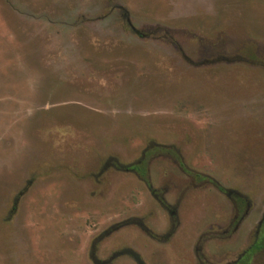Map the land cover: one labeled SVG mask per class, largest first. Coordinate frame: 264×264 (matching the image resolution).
Here are the masks:
<instances>
[{
    "label": "rangeland",
    "instance_id": "rangeland-1",
    "mask_svg": "<svg viewBox=\"0 0 264 264\" xmlns=\"http://www.w3.org/2000/svg\"><path fill=\"white\" fill-rule=\"evenodd\" d=\"M263 212L264 0H0V264H225Z\"/></svg>",
    "mask_w": 264,
    "mask_h": 264
},
{
    "label": "flooded vegetation",
    "instance_id": "flooded-vegetation-1",
    "mask_svg": "<svg viewBox=\"0 0 264 264\" xmlns=\"http://www.w3.org/2000/svg\"><path fill=\"white\" fill-rule=\"evenodd\" d=\"M132 164H134V163H132ZM139 165H141V164H139ZM180 166L185 170V168L183 167V165L181 163H180ZM124 167L126 170H131V171L136 172V170L131 168V167H127V166H124ZM150 190L153 194H155V190L153 188L150 187ZM225 193L228 195V198L233 202V205L236 207L235 218L233 219V222H232V224H234L237 221V219L239 218V216L241 214L240 212L242 211V208L244 206H246L247 200H246L245 196H242L239 193L231 192L230 190H225ZM158 199H159L158 201H159L160 205L164 209L169 210V207L167 206L165 201H163L160 198H158ZM171 214L173 216L174 213L171 212ZM255 232H256V234H255V238H254L253 242L251 244H249L247 246V248H245L243 251H241V253L234 260L229 261L225 264H249V261L254 254H256L258 252H264V212L262 213L261 218L259 219V221L256 224ZM197 258L202 263H205V259L202 258L201 255L198 254Z\"/></svg>",
    "mask_w": 264,
    "mask_h": 264
},
{
    "label": "trees",
    "instance_id": "trees-1",
    "mask_svg": "<svg viewBox=\"0 0 264 264\" xmlns=\"http://www.w3.org/2000/svg\"><path fill=\"white\" fill-rule=\"evenodd\" d=\"M127 167H131V168L135 169L136 172H138L139 175H140L143 179H145V177H144V176H145V174H144V169L142 168L141 165H139L138 163H134V164L127 165Z\"/></svg>",
    "mask_w": 264,
    "mask_h": 264
}]
</instances>
